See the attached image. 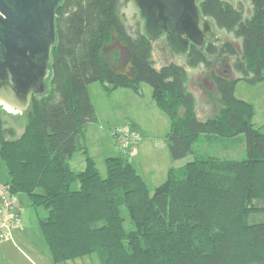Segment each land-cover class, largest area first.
<instances>
[{
  "label": "trees",
  "instance_id": "1",
  "mask_svg": "<svg viewBox=\"0 0 264 264\" xmlns=\"http://www.w3.org/2000/svg\"><path fill=\"white\" fill-rule=\"evenodd\" d=\"M126 0H62L56 10L57 43L51 52L50 90L32 97L19 136L0 118V159L11 193L24 195L47 217L39 222L53 263L96 254L100 264H264V125L255 129L251 104L235 97V86L264 83V0H250L252 16L223 0L199 7L217 30L240 40V54L228 41L190 45L184 65L154 67L152 42L136 24L128 33L121 13ZM116 32L129 51L135 78L116 76L103 48ZM212 57H228L236 78L212 70ZM211 69L209 78L221 108L206 120L195 113L186 88L187 68ZM106 93L151 87L153 104L170 123L165 142L173 161L194 160L170 169L150 191L128 155L105 160L102 178L84 145L87 126L97 123L88 88ZM0 109H2L0 107ZM129 130L144 137L133 122ZM207 143L245 144V158L222 159L195 149ZM85 156L75 173L69 161ZM75 185L77 187L75 188ZM125 211L126 216L123 212ZM128 221L130 228L125 227Z\"/></svg>",
  "mask_w": 264,
  "mask_h": 264
},
{
  "label": "water",
  "instance_id": "2",
  "mask_svg": "<svg viewBox=\"0 0 264 264\" xmlns=\"http://www.w3.org/2000/svg\"><path fill=\"white\" fill-rule=\"evenodd\" d=\"M203 0H133L147 39H164L167 50L185 56L190 45L198 49L218 43L214 23L203 17ZM62 0H0V107L9 114L22 115L32 97L47 93L46 80L51 75V52L57 43L56 10ZM119 45L127 60L116 76L129 81L135 73L129 51L116 32L103 48L105 53ZM162 62L163 45L158 48Z\"/></svg>",
  "mask_w": 264,
  "mask_h": 264
},
{
  "label": "rangeland",
  "instance_id": "3",
  "mask_svg": "<svg viewBox=\"0 0 264 264\" xmlns=\"http://www.w3.org/2000/svg\"><path fill=\"white\" fill-rule=\"evenodd\" d=\"M226 1L233 6H241L243 11V18L249 19L252 16V6L250 4V0H223ZM121 13L124 17V24L126 28L128 29V33L133 34L136 24L139 25L140 29L142 30V21L139 17L138 9L134 5L133 0H126L123 4ZM216 37L222 39V41H228L234 44L236 47L238 53L240 54V40L236 39L232 33H227L224 30H217ZM164 47V51L166 52V59L164 60V64L174 63L177 65H184L185 57L174 55L170 53L164 43L163 39H160L154 43H152V47L154 48L155 52V62H160V56L158 55V48L160 46ZM115 53H125L124 50H122L121 47H113L109 51H106L103 53V56H107V58L112 59L114 61V57L112 56ZM106 58V57H105ZM214 62V69L217 70L219 73H226V75L229 78H234L236 75L231 71L230 64L233 61L232 59L228 57L224 58H211ZM204 73L202 76L201 73ZM193 74H199L203 77V79L209 80V75L207 74V71H205L203 68L200 69H189L188 75H189V81L191 80ZM50 80L49 77L46 80L47 85V93L48 95L50 90ZM197 80L194 79L193 85H191V89H188L193 93V96L195 98L196 102V112L199 119H207L214 115L219 107V104L216 99V95L212 88H204L202 87L201 90H199V95L197 92V87L194 86V83H196ZM189 84V83H188ZM100 85L98 83L91 84L88 91L90 90L91 99L99 111V113L102 116H107L112 118L115 123H119L120 127L123 129L129 128V123L134 121L132 119H135L143 125L144 129H146V133L149 135V138L145 139V133L144 137L139 136V142H144V145L148 144L151 146V149L155 152V154L158 156V159H162V153L166 154L168 156L167 158L170 159L166 143L164 142L163 138L165 135H167L169 131V120L167 116L162 114L159 111H155L154 117H147L145 113H143V108H145L146 105H149L151 102V87L147 84H140V89L142 91L143 96L139 99L129 101L125 98L119 97V98H111L107 99L105 95L101 92L99 89ZM129 92V91H128ZM235 97L237 99H244L243 101H249V103H252L254 106V109L256 111V116L252 120V123L254 125L255 129L262 130V127L264 125V83H260L257 85H248L242 81L238 82L235 86ZM124 106H123V105ZM110 105V106H109ZM109 107H113L119 110H115L114 112H109L107 109ZM156 110V109H155ZM0 118L5 122L7 127H11L14 129L16 136H19L23 130V127L26 123L25 116L22 115H13L6 113L3 109H0ZM129 118V119H128ZM164 123V130L162 129V124ZM118 128V127H117ZM90 132V129H89ZM89 134V133H88ZM155 135V136H154ZM160 137V138H159ZM143 144V143H142ZM141 146V149L137 151V153H134L132 150L128 157H133L132 160H134L135 167H138L140 165V161L144 158L145 152L142 151L143 146ZM137 148V147H136ZM195 149L199 152H204L212 156L221 157L222 159H236L241 160L245 158V144L244 139L241 137L239 142H233L229 144H221V142L211 143L208 144L206 141L203 140V137L200 138L199 142L197 143ZM136 150V149H135ZM194 160L193 155H188L187 157L176 160V161H169V162H180L181 165H184L186 163L192 162ZM100 176L102 178L106 177V168L104 166H101V162H97ZM139 169V168H138ZM5 175H7V171L5 169V166L3 162L0 159V178ZM77 185H75V188ZM21 198H24V202H27V197L24 195H20ZM26 200V201H25ZM254 203L253 206L257 207H263V203ZM27 207V206H26ZM25 208V205L23 207ZM28 210H24L22 215V220L20 219L19 224L22 225L26 224V227L28 224H30V231L28 232V240L24 239L21 242H18L11 238L12 243H8L9 241H0V264H4L3 260L6 259V263L8 264H16L19 263L18 261L25 263V259L21 257V255L18 254L16 250L22 251L24 255L28 256L31 260L35 261V263L38 264H55L53 263L51 256L49 254L47 245L41 235L40 229H39V222L44 220L47 217V212L43 208H33L31 205H28ZM124 216H126L125 211L123 212ZM260 220H264V215H254L251 216L249 219V222H257ZM18 224V225H19ZM125 227L127 229L130 228V224L128 221H125ZM13 230V229H12ZM14 243V244H13ZM35 252V256L32 254V252ZM36 257H38L40 262L36 260ZM24 261V262H23ZM26 264V263H25ZM59 264H100L99 258L96 254H91L88 256H85L83 258H79L72 261H67Z\"/></svg>",
  "mask_w": 264,
  "mask_h": 264
},
{
  "label": "crops",
  "instance_id": "4",
  "mask_svg": "<svg viewBox=\"0 0 264 264\" xmlns=\"http://www.w3.org/2000/svg\"><path fill=\"white\" fill-rule=\"evenodd\" d=\"M122 50H124V49H122ZM124 52H125V50H124ZM155 52L156 51L153 48L152 59H153V62H154V67L156 69H159L162 66L167 65V64H164V62H162V59H160L159 63L155 62V59H154ZM112 56L114 57V61L113 62L119 63L120 66H123L126 63V60H127L126 52L124 53V60L123 61L121 60L122 56L120 54L115 53ZM198 68H200V69L203 68L205 71H207L208 75H209L211 69L215 70L214 69V65L211 67V69H206L203 66H198L197 68H194V69H198ZM185 69H186V72H187L186 88H187L188 91H189L188 85H189V88L191 89V85H193L194 79L197 80V82L194 83V86L197 87L198 95H199V90H201L202 87L207 88V89L208 88H212L213 89V91H214V93L216 95L217 102L219 104V107H218L216 113L214 115H212L211 117L215 116L218 113L219 109L221 108V103H220L219 97H218V95H217V93H216V91L214 89V86L212 85V83L210 81V78H209V80L208 79H203L202 76L204 75V73L202 72L201 73L202 76H200L199 74H193L191 80L189 81L190 78H189V75H188V70L189 69H193V68H187L186 67ZM215 71L218 72L217 70H215ZM235 75H236L235 77L237 78L238 75L237 74H235ZM98 84L100 85L99 89L105 95V97H107V99H111L113 97H115V98L122 97V98H125L126 100L133 101L136 98L139 99V98H141L143 96L141 89H140V94L139 95L135 94L134 92H132L131 90H128V89H117V90H115V91H113L111 93H106L104 91V89H103V86L100 83H98ZM191 91H192V89H191ZM191 91H189V92L193 95L194 92L192 91L193 92L192 93ZM194 94H196V93H194ZM89 95H90V90H89ZM90 98H91V95H90ZM91 101H92V99H91ZM245 102L249 103V101H245ZM92 104H93V106L95 108V111H96L97 123L94 124V125H89V126L86 127L85 132H84V145L86 147V150H87V153H88L89 157L93 159V161L95 162L96 167H97V169L99 171L97 162H101V166L105 167V160L107 158L120 157L121 156V151L116 146L114 140L112 139V137L110 135V130L111 129H115L117 127L119 128L120 124L119 123H115L113 120H111L112 118H110V117L102 116L99 113V111L97 110V108L95 107L93 101H92ZM249 104L252 105V103H249ZM252 107H253V111H254V116H253V119H254V117L256 116V111H255L253 105H252ZM115 110H119V109H116V108H113V107H109L107 109V111H109V112H114ZM155 111L161 112L153 104L152 93H151V102H150L149 105H146L145 108H143V113H145V115L147 117H149V118L151 117L152 118V117H154ZM195 113H196V116H197L196 102H195ZM162 114H164V113H162ZM211 117H209V118H211ZM197 118H198V116H197ZM132 120H134L132 122L137 124L139 126V128L145 133V136H146L145 139L149 138V135L146 133V129H144L143 125H141V123L139 121L135 120V119H132ZM202 120H206V119H202ZM168 124H169V128H170V123H168ZM164 127L165 126H164V123H163L162 124V129L163 130H164ZM89 129H90V132H89ZM163 140L165 142V137L163 138ZM203 140L207 142V138L203 137ZM142 145H144V142H139V144L137 143V145L133 149L134 153H137V151H139L141 149ZM166 148H167V145H166ZM142 151H144L145 154H144V158L140 161V165L138 167H135V165L133 163L134 160H132L133 157H128V158H129V162H130L131 166L134 168L136 173L143 179V181L145 182L147 188L150 191L154 190L156 187L160 186L161 184H163L165 182L166 177H167V173H168V171L170 169H179V168H181V167H183V166H185L187 164L186 163L184 165H181L180 162H169L172 159L170 158L171 160H169V158H167L168 156H166V154H164V153H162V157L163 158L162 159H158V156L155 154V152L151 149V146L148 145V144L143 146ZM167 151H168V149H167ZM197 152H199V151H197ZM168 154H169V152H168ZM169 157H170V155H169ZM69 165H70V168H71V170L73 172H75V173L82 172L84 170V168H85V156L82 153L75 154L71 158V160L69 161ZM99 174H100V171H99ZM8 182H9V177L3 175L0 178V185L1 184H7ZM17 199H18V203H19L17 212L19 213V216H20V219H21L24 210H26V209L28 210L27 207H28V205H30V201L27 198L28 199L27 202H24V200H23L24 198H21L20 195H17ZM24 205H25L26 209L23 208ZM29 231H30V224H28V226L26 227V224L22 225V222H21V224L17 225L16 227L13 228V230H11L10 240H9L8 243H10V241L12 243L11 238L16 240V241H18V242H21L24 239H27ZM16 251L18 252L19 255H21V257H23L25 259V261H26L25 263L26 264H38V263H35V261L31 260L28 256L24 255V253H22V251H19V250H16ZM32 254L35 256V252L34 251L32 252ZM36 260H38V262L42 261L38 257H36ZM6 262H8V261H6V259L4 258L3 263L4 264H8ZM18 262L19 263H16V264H25V263H22L20 261H18Z\"/></svg>",
  "mask_w": 264,
  "mask_h": 264
},
{
  "label": "built area",
  "instance_id": "5",
  "mask_svg": "<svg viewBox=\"0 0 264 264\" xmlns=\"http://www.w3.org/2000/svg\"><path fill=\"white\" fill-rule=\"evenodd\" d=\"M110 135L121 153L130 154L139 141L137 133L128 129L115 128ZM19 203L17 195L11 193L6 184L0 185V241H9L11 230L19 224L20 216L17 212Z\"/></svg>",
  "mask_w": 264,
  "mask_h": 264
},
{
  "label": "flooded vegetation",
  "instance_id": "6",
  "mask_svg": "<svg viewBox=\"0 0 264 264\" xmlns=\"http://www.w3.org/2000/svg\"><path fill=\"white\" fill-rule=\"evenodd\" d=\"M164 40V39H163ZM119 47V45H115V47ZM119 54V53H118ZM121 60H124V53L120 54ZM107 62L109 63V65L112 67L113 70H120L122 68V66L119 65V63L113 62L112 59L107 58V56L105 55ZM119 62V61H118ZM124 66V65H123Z\"/></svg>",
  "mask_w": 264,
  "mask_h": 264
}]
</instances>
